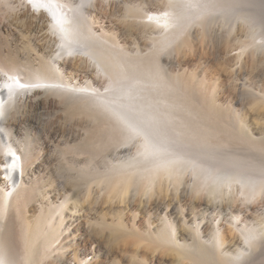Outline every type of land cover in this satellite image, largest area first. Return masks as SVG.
<instances>
[{
	"label": "bare ground",
	"instance_id": "1",
	"mask_svg": "<svg viewBox=\"0 0 264 264\" xmlns=\"http://www.w3.org/2000/svg\"><path fill=\"white\" fill-rule=\"evenodd\" d=\"M192 52L210 104L179 81ZM239 84L254 100L234 125L264 142V0H0V264H252L264 159L223 153L224 120L204 117L229 112L223 93ZM89 131L100 196L121 215L99 212L49 154Z\"/></svg>",
	"mask_w": 264,
	"mask_h": 264
},
{
	"label": "rangeland",
	"instance_id": "2",
	"mask_svg": "<svg viewBox=\"0 0 264 264\" xmlns=\"http://www.w3.org/2000/svg\"><path fill=\"white\" fill-rule=\"evenodd\" d=\"M244 28L246 30V35L241 38V41H243L244 43H247V41L250 40L251 38L250 36H248L250 35V33L246 25L244 26ZM189 57H190L188 59L189 61H187V63L182 67V70L180 72L181 79L179 81L183 87L184 86L188 87L190 85L189 90L192 93L193 92L195 93L193 94L196 96L194 97L197 98L196 99L197 102H202V103L206 102L207 104H210V102L213 101L214 96L210 95V92H207L208 93V97H207V93L203 91V87H202L203 82L201 81L202 72L206 68L205 63H202V62L199 63L197 55L194 52H192L189 55ZM192 69L196 73L195 76H193L194 74L192 73ZM187 83L189 85H187ZM260 84H261V81L258 77L251 79V85L253 87H257ZM200 89L205 94H203ZM223 94H224L225 100L227 101L231 100L230 101V106H232L231 110L225 113V112L216 110L215 108L211 109L210 107L209 112L205 113L204 115V117H208L207 119L210 122H213L215 120L217 121L222 120V119L224 120L228 133H226L227 137H226V140L224 141L223 146L221 147V151H223V153H226L228 155H237L238 157H242L245 159H253V158L264 159V142H260L257 144L249 142L243 135L241 136L240 133H238L234 125V122H233L234 116H237V115L242 116L243 114L246 113L247 108L249 107L250 103L254 100L253 95H251L250 92L246 88H242L240 84L237 87L236 91L234 92L233 96H231V93L229 90H225ZM202 99L205 102H203ZM225 100L223 102L226 103L227 101ZM73 114L74 113H72V111H68L67 113L65 112V114L63 115L66 116L67 119H70L72 117H75ZM54 115H55V118L51 116V118H53L54 121H57L58 117L61 116L60 113H55ZM85 134H86V137H85L86 139L83 138V140L76 142L72 146H68L66 148L64 146H59L58 149H56L57 151L52 149L49 152V154L54 155V156L62 154L61 156L65 158L66 163L64 162V165L59 170L58 175L63 177V180L66 182L77 184L78 186L86 190L88 189L91 194V199L94 197L93 200L96 199L100 202L99 212L105 213L109 208H111L112 209L111 212H114L117 215H121L122 206L119 203L115 206L110 207L109 205L110 201L106 197L103 196L101 198L100 196L103 193L102 188L104 186V183L102 182V180L105 176V170L103 168L104 165L99 162V158H100L99 148L100 147H98L96 144V141H95L96 138L94 136L93 131L86 132ZM79 154L80 156H82V158L89 159L90 162L89 163L86 162L84 164H75L72 161V158L77 155L79 156ZM45 167H46V163H43V162L39 163V169H40L39 173L40 174L43 172ZM47 182H50V181L48 180ZM258 217H260V218H257L259 220L262 218V216H258ZM78 234L85 235L84 231H79ZM124 236L125 234L123 232H114L113 233L114 242L119 240L120 238H123ZM114 242L111 243V245L110 244L109 245L114 246ZM82 248H83L82 246L77 247L73 254H75L76 256H80V251ZM195 256L199 262H202V264L203 263L204 264H216L214 260L208 257L207 255L203 256L202 254H199ZM102 260L100 259V262H104L103 264H114V262H128L127 260L121 261L119 257H109L105 259V257L103 256ZM164 260L165 262H169L166 259ZM122 264H125V263H122ZM252 264H264V251L258 255V257L255 259V261Z\"/></svg>",
	"mask_w": 264,
	"mask_h": 264
}]
</instances>
